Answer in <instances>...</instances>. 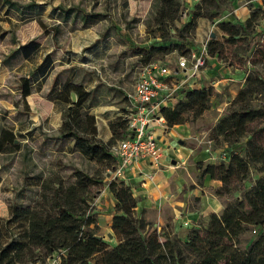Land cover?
I'll use <instances>...</instances> for the list:
<instances>
[{
    "label": "trees",
    "instance_id": "trees-1",
    "mask_svg": "<svg viewBox=\"0 0 264 264\" xmlns=\"http://www.w3.org/2000/svg\"><path fill=\"white\" fill-rule=\"evenodd\" d=\"M181 1L184 0H154L150 32L159 37L162 44L138 51L139 68L156 61L164 62L170 53L180 49L167 42L164 36L167 28L179 23L182 29H195L199 19H213L231 0H195L185 21L181 18ZM3 5L11 7L12 3L0 0V7ZM257 12L253 10L243 25L220 21L218 28L228 37L241 36V30L257 24ZM220 48L219 42L210 39L208 56L218 58ZM42 51L43 47L33 41L18 50L32 63ZM185 55L181 57H188L190 53ZM52 68L50 55L44 54L41 62L33 67L32 75L21 78L23 102L31 94L32 77L38 81ZM71 94H75V102ZM262 94L264 98V76L256 70L249 71L243 87L231 102L235 108L229 109L214 126L216 147L221 142L229 143L227 162L206 165L198 162L196 169L199 178L220 182L221 185L214 189L215 196L233 199L220 214L212 213L206 223L191 228L185 241L169 229V222L159 233L156 230L147 233L150 225L137 215V201L131 188L122 180L109 176L107 187L114 200L110 229L115 243L108 248L90 229L94 220L87 199L90 187L99 185L102 180L74 169L73 182L66 185L56 177L35 176L38 190L34 197L27 204L17 201L9 207L10 217L0 221V264H35L53 255H59V264H90L95 252L101 254L99 264H264V104L254 107L251 103L253 96ZM214 95L212 88L187 89L182 98L171 107L161 108L160 113L168 128L194 122L209 109ZM59 97L64 102L61 136L73 139V149L96 164L98 170L110 172L116 163L110 147L125 138L123 116L127 108L111 126L110 140L101 143L95 139L93 117L83 110L88 93L74 87L70 91L65 89ZM67 105L70 109L65 108ZM14 139L12 130H0V154L16 150ZM240 142L244 143V154L232 153L230 146ZM252 172L256 177L250 183ZM249 227L255 231V238L245 250H239L235 240Z\"/></svg>",
    "mask_w": 264,
    "mask_h": 264
},
{
    "label": "crops",
    "instance_id": "crops-1",
    "mask_svg": "<svg viewBox=\"0 0 264 264\" xmlns=\"http://www.w3.org/2000/svg\"><path fill=\"white\" fill-rule=\"evenodd\" d=\"M243 1H229L231 9L227 20L241 25L250 17L253 10H258L263 14V19L260 20L261 23L256 28L258 32L264 31V0H246L247 2L244 1V3ZM153 3L154 0H117L116 8L117 11L119 10V15L129 11V14L136 18L139 36L142 37L139 41L115 22H110L109 28L103 30L102 25L105 24L107 15L98 11L99 2L97 0H89L82 9L75 6L67 9L43 7L42 5H46V2L38 4L41 7H38L37 10L47 11L51 20H57V14H54L53 11L62 10V15L58 17H61L60 24L65 25L67 29L61 34L63 26H58L54 31V37H50L49 46L44 44V40L48 38L47 35L41 36L40 39H31L24 44L17 43L4 61V64L12 59L21 61L18 73H16V80L22 107L29 110L27 99L32 95L41 96V100L50 107V112L45 118L47 125L42 123V130H39V127L32 122L21 126L19 131L9 128L15 138H23L31 143L40 140L41 148L49 150L47 152L49 155L56 153L66 156L78 154L73 149V139H64L59 133L63 121L64 106L59 95L65 89L70 91L77 87L89 95L83 110L87 115L93 117L96 129L95 139L101 143H107L112 137L111 126L119 121L120 116L127 108V102L123 93L98 84L95 72L88 70L86 66L106 62L112 69L118 71L127 65V61H131L128 64L132 68L138 67L137 54L139 50H147L153 45L162 44L160 38L150 32ZM189 3L192 9L195 0H191ZM188 16L184 17V20L188 19ZM204 23L205 19H200L196 31H201L200 28L204 26ZM30 41L37 42L43 47L40 57L33 63L27 61L18 52L20 46ZM44 54L50 55L53 68L49 74L39 77L38 81H35V76L32 77L31 94L23 102L20 95V80L32 75L33 67L41 62ZM178 59L179 57H177ZM166 60L171 63V70H176L177 62L172 58ZM249 71L251 70H247L245 66L223 67L216 57L209 56L207 66L202 72L189 80V87L191 89L209 87L217 92L227 87L229 93L234 96L243 87L244 79ZM65 108L70 109V106L67 105ZM50 125L55 130L54 137H49L44 131V127ZM173 131L174 126L165 131L159 126L149 129V132L163 147L160 162L170 164L173 161L172 158H169L171 151L175 158L190 167L195 156L190 148L173 147L171 141L174 136ZM14 144L17 145L15 139ZM20 147V145L16 146L14 152L7 154L19 151ZM2 154L6 153L0 155ZM217 155L218 150L215 149L209 157L213 161L212 163H215ZM197 159L196 163L202 161L200 157ZM35 176L49 177L43 172L36 175L28 174L23 177L22 186L38 190V186L35 185L38 182L34 178ZM120 180L131 188L133 197L137 201L135 209L137 215H141L153 230H159L167 223L166 211L169 214V223L173 228V233L182 241L186 240L191 228L206 223L210 214H219L229 202V199L217 197L214 194V189L221 185L220 182L208 177L199 178L197 169L195 174L189 171L181 174L177 170L157 169L148 161L140 160L133 164ZM103 186L104 189L98 192L94 200L95 208L98 209L100 207L98 205H108L114 208V200L109 194L107 184ZM23 195L25 194H22L23 200H16V202L30 200L27 198L28 196ZM110 230L108 224L107 234L111 233Z\"/></svg>",
    "mask_w": 264,
    "mask_h": 264
},
{
    "label": "rangeland",
    "instance_id": "rangeland-1",
    "mask_svg": "<svg viewBox=\"0 0 264 264\" xmlns=\"http://www.w3.org/2000/svg\"><path fill=\"white\" fill-rule=\"evenodd\" d=\"M10 1L12 3L11 7L8 5L0 7V130L15 128L19 131L21 126H25L29 122L34 123L40 130L42 123L47 125L45 118L50 112V107L41 100V96L32 95L27 99L29 110H25L20 102L16 80V73H18L21 61L18 59H12L6 64H4V61L14 50L17 43L24 44L31 39H40L41 36L47 35L48 38L44 40V44L49 46L50 37H54V31H56L58 26H63L61 28V34L67 29L65 25L60 24L61 17H58L62 15V10L57 12L53 11L54 14H57V20H51L47 11L37 10L38 7H41L38 4L46 2L47 4L42 5L43 7L49 6V8L67 9L75 6L82 9L86 6L89 0ZM97 1L99 2L98 11L107 15L106 22L102 25L103 30L109 28L110 22H115L116 25L119 27L122 26V28L130 33L132 37L138 39V41L142 39V37L139 36V27L137 26L136 18L131 16L129 11H126L125 13L122 12L119 15V10L117 11L116 8L117 0ZM189 1L191 0L181 1V18L187 17L188 13L189 15L191 14ZM230 4V2H227L222 6L219 14L213 19H205L204 26L200 28L201 31H196L197 27L195 29H182L179 23H176V26L167 28V31H164V36L167 42L177 45L180 48L179 50H174L170 53L167 58H172L177 62V57L184 56V53L186 54L185 56H187L189 53L198 52L203 45H206L207 47L209 40L214 38L221 44L220 53L217 59L223 67L245 66L247 70H256L264 76V31L258 32L256 28L257 25L261 23L260 20L263 19V14L257 12V24L246 31L241 30V36L228 37L219 30L218 22H229L227 17L229 18V11L231 9ZM127 62L129 63L131 61ZM128 63H126L127 65L123 66L122 69H118V71L112 69L106 62L87 65L86 68L95 72L98 84L119 91L125 95L133 92L134 83L140 70L139 67L132 68ZM248 73L249 72H247V74ZM213 91L215 95L211 99L209 109L194 122H189L176 127L174 126V136L171 139L173 147L179 148L180 146H184L190 148L195 156V160H198L197 158L200 157L202 160L200 162L204 165L213 164V161L210 160L209 157L215 149L218 151H229V143L221 142L218 144V147H216L215 141L213 140V137H215L213 128L216 123L228 113L229 109L235 108L231 105V102L237 94L236 93L232 96L227 87L220 92H217L214 89ZM251 103L254 107L263 105V94L260 96H253ZM44 131L49 137L55 136V130L52 125L45 126ZM15 141L17 144L16 146H21L19 151L13 154L6 153L0 155V221L4 222L10 217L9 207L15 203L16 200H23L22 194L28 196V199L34 197L35 192L37 191L36 188H24L22 186V179L24 176L28 174L36 175L43 172L47 176L56 177V179H59V182L66 185L73 182L71 173L76 169L88 175L97 176V178L102 180L99 185L90 187L87 197L91 207L90 216L94 220L90 229H92L96 236L101 237L106 246L110 248L115 241L113 236L111 238L107 237L108 224H111L114 215L113 207L108 205H98L100 207L96 209L94 204L98 192H101L104 189L103 185H106L111 180L109 178V172L107 170H98L96 164L87 161L78 154L66 156L56 153L49 155V153H47L49 150L41 148L40 140L31 143L27 140H23V138H15ZM230 147L232 153L240 155L244 154L243 142L236 143ZM164 154L166 155V152ZM169 156V158H172L173 160L170 164L160 162L156 168L163 170L166 168L167 170L173 171L177 170L178 172H181V174H185L188 171L192 174L196 173L197 161L192 160L190 167H187L184 163H181L178 158L174 157L173 152L170 151ZM219 161V159H216L215 163ZM225 162L227 161L225 160ZM255 177L256 174L252 172L250 175V183ZM250 183L247 182L246 186H249ZM23 191L25 192L23 193ZM231 199H233V197L229 198V200ZM24 204L27 203L24 202ZM165 216L167 217L166 222H170L169 214L166 211ZM164 226L165 225L162 227ZM161 228L159 230H154H156V233H159ZM169 229L173 232L171 225ZM152 230L153 228L150 227L147 229V233H150ZM109 232L112 233L111 230ZM254 238L255 235L253 230L249 227L235 240V246L239 250H245ZM61 252L63 253V251ZM100 256L101 254L99 252H95L89 260V263L99 264ZM46 261L47 258L44 261H39L35 264H46Z\"/></svg>",
    "mask_w": 264,
    "mask_h": 264
},
{
    "label": "built area",
    "instance_id": "built-area-1",
    "mask_svg": "<svg viewBox=\"0 0 264 264\" xmlns=\"http://www.w3.org/2000/svg\"><path fill=\"white\" fill-rule=\"evenodd\" d=\"M182 21H185L184 18ZM208 58L207 47L203 45L198 52L179 57L176 70H171L167 60L140 68L133 92L125 94L128 102L127 112L123 116L126 122L125 138L110 147V153L116 159L109 172L112 179L123 178L140 160H146L155 167L160 163L163 147L149 129L153 126H159L164 131L168 129L160 113L161 108L173 106L182 98L183 91L191 89L189 80L202 72ZM226 155L225 151L220 150L215 159L225 161ZM46 264H59V255L48 258Z\"/></svg>",
    "mask_w": 264,
    "mask_h": 264
},
{
    "label": "water",
    "instance_id": "water-1",
    "mask_svg": "<svg viewBox=\"0 0 264 264\" xmlns=\"http://www.w3.org/2000/svg\"><path fill=\"white\" fill-rule=\"evenodd\" d=\"M71 100L73 102H75V100H76L75 94H71ZM107 237L108 238H111L112 237V234L111 233L107 234ZM98 239H101V237H98Z\"/></svg>",
    "mask_w": 264,
    "mask_h": 264
}]
</instances>
